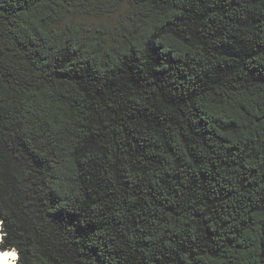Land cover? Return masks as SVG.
Returning <instances> with one entry per match:
<instances>
[{"label": "trees", "instance_id": "1", "mask_svg": "<svg viewBox=\"0 0 264 264\" xmlns=\"http://www.w3.org/2000/svg\"><path fill=\"white\" fill-rule=\"evenodd\" d=\"M0 231L17 264H264V0H0Z\"/></svg>", "mask_w": 264, "mask_h": 264}, {"label": "bare ground", "instance_id": "2", "mask_svg": "<svg viewBox=\"0 0 264 264\" xmlns=\"http://www.w3.org/2000/svg\"><path fill=\"white\" fill-rule=\"evenodd\" d=\"M2 237L0 235V241ZM19 254L16 250H0V264H17Z\"/></svg>", "mask_w": 264, "mask_h": 264}, {"label": "rangeland", "instance_id": "3", "mask_svg": "<svg viewBox=\"0 0 264 264\" xmlns=\"http://www.w3.org/2000/svg\"><path fill=\"white\" fill-rule=\"evenodd\" d=\"M118 18H119V15H115V16H112V17L104 18V19L77 17V21H80V22H83V23H87V24L99 25L100 21L102 20V22H105L110 27H113V26H115L117 24ZM1 233L2 232L0 231V235H2Z\"/></svg>", "mask_w": 264, "mask_h": 264}, {"label": "water", "instance_id": "4", "mask_svg": "<svg viewBox=\"0 0 264 264\" xmlns=\"http://www.w3.org/2000/svg\"><path fill=\"white\" fill-rule=\"evenodd\" d=\"M1 237H2V235H1Z\"/></svg>", "mask_w": 264, "mask_h": 264}, {"label": "clouds", "instance_id": "5", "mask_svg": "<svg viewBox=\"0 0 264 264\" xmlns=\"http://www.w3.org/2000/svg\"><path fill=\"white\" fill-rule=\"evenodd\" d=\"M2 234V233H1Z\"/></svg>", "mask_w": 264, "mask_h": 264}]
</instances>
